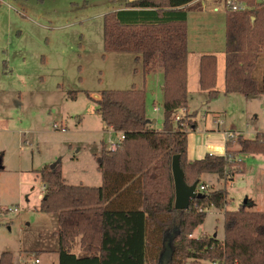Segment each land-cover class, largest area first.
Returning <instances> with one entry per match:
<instances>
[{
  "label": "trees",
  "instance_id": "obj_1",
  "mask_svg": "<svg viewBox=\"0 0 264 264\" xmlns=\"http://www.w3.org/2000/svg\"><path fill=\"white\" fill-rule=\"evenodd\" d=\"M192 1L135 0L126 3L127 9L103 14L105 52L137 54L144 75L162 69L163 126L149 128L143 88L103 89L94 99L97 111L104 124L123 138L114 150L101 143L95 158L102 183L67 184L58 162L37 172L45 186L38 210L58 214V264H200L201 260L264 264V212L247 210L249 200L223 212L222 240L191 234L204 222L207 208L224 209V186L202 191L187 210L174 208L173 155L179 156L185 182L198 186L204 173L231 181L241 165L234 160L239 153H264V133L258 132L253 139L235 136L238 150L187 158V132L196 128L195 112L175 126L172 119L188 107L186 19ZM241 1L249 8L226 9L223 93L255 96L264 94V67L260 80L253 75L264 45V2ZM215 73V56H201L199 85L209 100L218 95ZM232 137L226 147L232 145ZM231 161L237 168L230 167ZM76 236L78 254L73 252ZM11 262L10 252L0 254V264Z\"/></svg>",
  "mask_w": 264,
  "mask_h": 264
},
{
  "label": "rangeland",
  "instance_id": "obj_2",
  "mask_svg": "<svg viewBox=\"0 0 264 264\" xmlns=\"http://www.w3.org/2000/svg\"><path fill=\"white\" fill-rule=\"evenodd\" d=\"M111 6L106 0H0V254L8 251L17 255L22 245L30 248L19 257L23 264L33 258H38L39 264H58L53 252L36 250L38 245L40 249L53 245L52 232L43 236L49 218L35 208L38 193L41 191L43 197L45 192L37 172L58 162L65 183L86 184L83 176L78 177L96 174L94 153L100 144L108 147L109 140L117 141L115 131L106 128L97 111L94 99L99 98L100 91L143 88L148 120L156 116L162 122L160 85L146 78L141 60L135 59L137 54L103 50L102 16ZM215 14L221 16L222 11ZM210 38L220 51L223 29L216 24ZM263 67L264 45L253 70L259 80ZM193 85L190 80L189 102L197 112L198 123L195 133L190 130L192 143L222 145L221 137L212 136L209 130L217 127L213 122L216 117L205 118L201 101L207 94L202 90L194 92ZM238 96L211 99L209 105L213 104L215 110H226L216 118L225 121L223 129L229 123L239 125L241 130L246 127L245 117L233 110ZM153 101L159 107L157 113H153ZM263 107L264 101H258L247 108H256L257 112ZM181 109L187 112L183 117L192 113L188 107ZM231 135L236 136L228 131L227 139ZM244 135L253 138L251 134ZM236 165L232 163L230 167L237 168ZM214 178L205 177L209 186L203 182V191L222 187ZM225 178L221 179L225 182ZM233 198L236 203L240 200L237 195ZM13 208L17 211L9 210ZM206 215L201 229L222 237V216L213 208ZM46 227L48 231L52 229ZM201 261L200 264H217Z\"/></svg>",
  "mask_w": 264,
  "mask_h": 264
},
{
  "label": "crops",
  "instance_id": "obj_3",
  "mask_svg": "<svg viewBox=\"0 0 264 264\" xmlns=\"http://www.w3.org/2000/svg\"><path fill=\"white\" fill-rule=\"evenodd\" d=\"M109 3H112L111 8L109 11H116L120 9H127L128 7H125L127 2L135 1V0H106ZM258 1V0H257ZM260 2V1H259ZM246 3V2H245ZM189 7V10L187 11V19H186V27H187V60H186V83H187V93L188 97H191V92L189 91V81L194 84L192 88H194V92L196 91H204V93L207 94V90H203L200 88L199 85V77H200V58L203 55H214L215 56V66H216V73H215V89L218 91L217 97H220L223 95L226 97H234L235 95L238 96V103H235L236 108H234V112L241 113L245 119V129L241 130L239 129V125L235 126L231 123H229L227 129H223V125L226 124L225 121L219 118V115L221 113H226V110H215L214 105H209L211 100L208 99V94L205 98V101L202 100L201 103L203 104V107L205 110V118L208 117V115H212L214 118L213 122L214 125H216V128H209V130L212 131V136L221 137L220 139L223 140V144H217V145H193L192 143V137L190 134L192 132H188L187 134V158L188 160H194L202 158L206 153L216 154V155H223L226 150H238L239 144L237 140L233 137L232 139V145L230 147H226L225 143L227 141V132H231L234 135H240L241 137L245 139H253L255 135L258 132L264 133V107L260 109V111H255L254 109H248L247 107L255 102H262L264 101V94H259L255 96H244L243 94L239 93H229L224 94V82H225V16H226V8L224 7V0H194L191 3L187 5ZM249 8V7H248ZM222 11L221 16L216 15L215 13H218ZM217 24V26L221 29H223L224 32V38L222 40L221 49L220 51L216 50L215 44H213V40L210 38L212 31L214 29V26ZM136 59V58H135ZM146 78L154 79L158 81L160 85V93L162 95L163 100V91H162V85H163V72L160 67H157L150 72L145 74ZM198 82V89H196V83ZM222 88V89H221ZM216 97V98H217ZM215 99V98H214ZM190 99H188V109L190 112H195V121H196V128L193 129L194 133L198 129V123L196 120V111L195 108L191 107V104L189 102ZM146 101V97H145ZM153 113L159 112V107H157L155 101L152 103ZM162 106V104H161ZM156 108V110L154 109ZM147 113V112H146ZM147 116V114H146ZM220 121V123H217ZM105 125V124H104ZM163 126V119L162 122H158V119L156 116H153L151 118L149 128L160 130ZM222 130H221V128ZM109 131L114 132L111 128L107 127ZM117 139L119 138V133L114 132ZM244 134H251L253 135V138L245 137ZM101 151V144L99 146V149L97 153L95 154V157L99 155ZM95 159V169L96 174L94 176L90 177L88 176V173L81 174L78 178L83 176V179L87 180L88 183L81 185L86 186H99L102 183V177L101 173L97 169V162ZM237 161H240L241 165L238 167V170L233 174L232 180L229 183H225L223 179H221L217 174L214 173H204L200 177V184H203L205 177H208L211 175L212 177H215V182H221L222 187L224 186L227 190V201L229 202L226 205V208L224 209H218L213 206L207 208L206 214L210 211L211 208L216 210V213L218 216H222L223 218V212L225 210H231L230 206H235L234 209H238L239 205L244 202L240 201L244 198V200H249L250 205L246 207L247 210L250 211H261L264 212V153L259 154H253V153H239L236 155ZM54 164V163H53ZM61 165V164H60ZM62 177L64 178V172L61 168ZM38 175V173H37ZM39 178V176H37ZM41 182V181H40ZM41 185H44L41 182ZM209 186L208 184H206ZM221 188V187H219ZM197 189V186H196ZM218 189V188H217ZM210 190H214V187ZM41 192V191H40ZM40 192L37 195L38 199V205L35 207L36 210H38L39 206V200L42 197V194ZM200 192V191H197ZM201 193V192H200ZM40 195V196H39ZM234 195H237L240 200L238 203H236L235 199L233 198ZM39 211V210H38ZM49 218V223L46 226L51 227L48 231L47 227L45 226V233H43V236L45 234H50L51 232L53 237V245L46 244L45 247H41L44 249H40L39 245L36 247L37 251H45V252H53L57 257V247H58V239H57V231H58V214L57 213H44ZM207 216V215H206ZM206 218V217H205ZM205 221V220H204ZM204 222L196 227L194 231L192 232L191 236L198 237L202 234H209L204 229H201ZM199 229V231H198ZM211 235V234H209ZM215 237L219 240L223 239V234L221 236ZM44 246V245H43ZM73 252L75 254H78L80 252V237L76 236L73 242ZM30 249V248H29ZM29 249H26L22 245V248L19 250V253L17 255H14L12 252V264H23L19 257L25 254V252H28ZM17 257V259H16ZM20 261V262H19ZM203 261V260H202ZM201 261V263H202ZM217 263V262H212ZM219 264V263H217Z\"/></svg>",
  "mask_w": 264,
  "mask_h": 264
},
{
  "label": "water",
  "instance_id": "obj_4",
  "mask_svg": "<svg viewBox=\"0 0 264 264\" xmlns=\"http://www.w3.org/2000/svg\"><path fill=\"white\" fill-rule=\"evenodd\" d=\"M53 165L54 164H51L50 167H53ZM171 173L174 185V208L178 210H187L191 200L200 198L202 194L196 191V183L188 185L185 182L183 171L179 165V156L177 154L173 155L171 159Z\"/></svg>",
  "mask_w": 264,
  "mask_h": 264
},
{
  "label": "built area",
  "instance_id": "obj_5",
  "mask_svg": "<svg viewBox=\"0 0 264 264\" xmlns=\"http://www.w3.org/2000/svg\"><path fill=\"white\" fill-rule=\"evenodd\" d=\"M224 7L226 9H230L232 11H242V10H246L248 8L247 4L244 2V1H241V0H224ZM156 110V108H154ZM187 113L186 110L184 109H179L175 115L173 116V120L175 122H178L180 120H182L183 118V115ZM57 127V126H55ZM59 127V126H58ZM61 130L63 131L64 129L61 128ZM229 136V134H228ZM232 136V135H231ZM123 138V135L120 134L119 138L117 139V141H112V140H109V146L108 148H110L111 150H114L116 148V145L117 143L120 142V140ZM199 189L200 190H197L196 191H200L202 192L203 190L206 189V186L203 185V184H200L199 186ZM10 211H17V208H13V209H9ZM201 236V235H200ZM199 237V236H198ZM40 263V260L38 258H33V259H30L29 260V264H39Z\"/></svg>",
  "mask_w": 264,
  "mask_h": 264
}]
</instances>
